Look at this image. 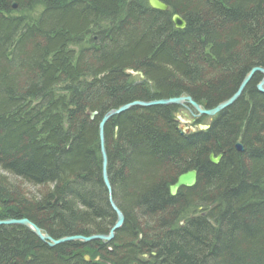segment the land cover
<instances>
[{
    "label": "trees",
    "instance_id": "obj_1",
    "mask_svg": "<svg viewBox=\"0 0 264 264\" xmlns=\"http://www.w3.org/2000/svg\"><path fill=\"white\" fill-rule=\"evenodd\" d=\"M159 1L166 12L148 0H0V220L26 219L53 240L108 235L102 117L181 96L210 110L264 69V0ZM261 79L206 131L181 134L177 106L110 118L107 176L123 215L113 239L49 247L0 226V264H264ZM191 170L195 186L171 197ZM8 178L49 189L29 199Z\"/></svg>",
    "mask_w": 264,
    "mask_h": 264
},
{
    "label": "water",
    "instance_id": "obj_2",
    "mask_svg": "<svg viewBox=\"0 0 264 264\" xmlns=\"http://www.w3.org/2000/svg\"><path fill=\"white\" fill-rule=\"evenodd\" d=\"M148 6L153 10L157 12H166L168 10L167 5L163 4L162 2L158 0H148ZM171 23L173 25V28L175 30H183L185 29L186 23L178 16V15H172L171 17ZM254 73H259L262 76L261 81L257 85V89L259 92L264 93V69L261 68H253L251 69L242 79L240 85L238 86L236 92L226 101L223 103L217 105L213 109L206 110L202 107H200L198 104H196L190 97L182 96L178 98H172L168 100H161V101H153L149 103L144 102H133L124 106L119 107L116 110H112L107 112L101 119L98 129H99V141H100V153H101V159H102V182L104 187L106 188L108 195L111 197V188L107 176V156L104 149V138H103V128L104 125L108 122L110 118L113 116L119 115L132 107H141L146 108L150 106H177V107H185V109L189 112V114L192 117V120H188V117L184 115V119L178 118V122L183 125L182 127V133H196L198 131H206L209 129V126L207 125H195L193 127H188L191 123H194L196 119L199 117H209L212 118L216 114L220 113L224 109L231 106L242 94L245 86L249 82L251 76ZM136 74V73H135ZM96 115V113L89 114L90 119H93V117ZM236 150L241 152L242 146L237 143L235 146ZM221 156H217L214 158L212 155H209V162L213 165H216ZM196 183V172L191 170L186 173H183L179 175L172 186H169V195L171 197H175L178 190L181 188L190 189L195 186ZM110 205L112 211L115 213L116 221L112 228L110 229L108 235H93L89 237H81V236H75V237H68V238H62L59 240H53L50 238L47 234H43L39 228H37L35 225L30 223L26 219L21 220H3L0 221V226H22L31 231L40 241L47 243L49 247H54L56 245L62 244L64 242H70V241H79L83 244H87L92 241H100V242H109L113 239L114 233L121 228L123 225V215L121 212L116 208L115 205L111 202L110 198ZM2 211V207L0 206V212ZM85 261H89V257H84Z\"/></svg>",
    "mask_w": 264,
    "mask_h": 264
},
{
    "label": "rangeland",
    "instance_id": "obj_3",
    "mask_svg": "<svg viewBox=\"0 0 264 264\" xmlns=\"http://www.w3.org/2000/svg\"><path fill=\"white\" fill-rule=\"evenodd\" d=\"M138 76L140 78L142 77L141 74H138ZM180 112L181 111L178 112L177 117H181ZM202 120L203 121L201 122V125H207L210 122L211 118H209V117H202ZM198 124H200V123H198ZM179 127L181 129L183 126L182 125H179ZM8 181H9V183H11V186L13 185V186L16 187V189H18V192H19L18 194H20L23 197H28L29 199H33V200H34V198H37L38 196H41L43 193H45L49 189L48 186H31V185H28V184L20 181L19 179L8 178ZM105 190H106V188H105ZM106 192H107V190H106ZM110 198H111V202L113 203V201H112V194H111V197H110L108 195V192H107V202H108L109 207L111 208L110 201H109ZM113 205H114V203H113ZM111 211H112V209H111ZM114 215H115V213H114ZM0 221H3V220H0ZM9 226H11V225H9Z\"/></svg>",
    "mask_w": 264,
    "mask_h": 264
},
{
    "label": "flooded vegetation",
    "instance_id": "obj_4",
    "mask_svg": "<svg viewBox=\"0 0 264 264\" xmlns=\"http://www.w3.org/2000/svg\"><path fill=\"white\" fill-rule=\"evenodd\" d=\"M180 108V114L183 117L184 115H186L188 117V120H192L191 115L189 114V112L185 109V107H179Z\"/></svg>",
    "mask_w": 264,
    "mask_h": 264
},
{
    "label": "bare ground",
    "instance_id": "obj_5",
    "mask_svg": "<svg viewBox=\"0 0 264 264\" xmlns=\"http://www.w3.org/2000/svg\"><path fill=\"white\" fill-rule=\"evenodd\" d=\"M159 1V0H158ZM161 2V1H160ZM150 8V7H149ZM151 9V8H150ZM152 10V9H151ZM178 118H181V119H184V116L182 117H177V120H178ZM180 124V123H179ZM180 125H182V124H180ZM183 126V125H182ZM179 130H180V132H181V134H187V133H182V128L180 129V127H179Z\"/></svg>",
    "mask_w": 264,
    "mask_h": 264
}]
</instances>
